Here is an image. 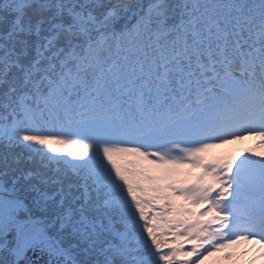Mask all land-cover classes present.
Listing matches in <instances>:
<instances>
[{"label": "snow or ice", "instance_id": "snow-or-ice-1", "mask_svg": "<svg viewBox=\"0 0 264 264\" xmlns=\"http://www.w3.org/2000/svg\"><path fill=\"white\" fill-rule=\"evenodd\" d=\"M245 139L264 0H0V264H264Z\"/></svg>", "mask_w": 264, "mask_h": 264}, {"label": "rangeland", "instance_id": "rangeland-1", "mask_svg": "<svg viewBox=\"0 0 264 264\" xmlns=\"http://www.w3.org/2000/svg\"><path fill=\"white\" fill-rule=\"evenodd\" d=\"M184 247H185V249H189L188 244H185ZM223 255H224V254H223ZM217 259H218V261H219V260L221 261L220 258H217ZM206 263H207V258L204 260V264H206Z\"/></svg>", "mask_w": 264, "mask_h": 264}]
</instances>
